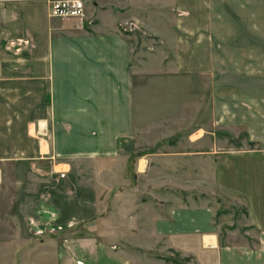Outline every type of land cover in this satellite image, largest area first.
<instances>
[{
	"label": "crops",
	"instance_id": "0c3cea01",
	"mask_svg": "<svg viewBox=\"0 0 264 264\" xmlns=\"http://www.w3.org/2000/svg\"><path fill=\"white\" fill-rule=\"evenodd\" d=\"M49 7L0 0V264H129L108 245L146 233L190 264H264V0H85L83 22ZM130 19L162 48L134 55L118 27ZM162 72L210 84L198 99L211 100L213 128L246 134L217 155L155 158L157 178L161 160L183 162L190 192L199 182L242 199L251 232L238 240L218 234L208 201L130 199L143 192L133 180L146 176L140 159L129 164L135 116L139 125L145 114L134 85ZM144 122L138 132L149 130ZM157 184L161 197L176 181Z\"/></svg>",
	"mask_w": 264,
	"mask_h": 264
},
{
	"label": "rangeland",
	"instance_id": "374dc122",
	"mask_svg": "<svg viewBox=\"0 0 264 264\" xmlns=\"http://www.w3.org/2000/svg\"><path fill=\"white\" fill-rule=\"evenodd\" d=\"M118 27L123 33L128 34L134 55L141 53V50L143 53L146 51L147 54L148 52H156L159 46L162 48L161 42L149 31L141 27L134 19L121 21ZM146 54L144 58H147ZM166 69L162 71H166ZM157 79L159 82L156 81ZM138 81L134 85L136 98L141 96L140 107L142 111L144 105L145 114L139 118L142 121L139 125L138 116H135V131L131 143L132 148L129 152V164L132 165L137 159H140L139 167L143 171L145 170L146 176L133 180L134 183L131 186L139 188L143 192H134L135 195L136 193L139 194L131 196L132 202L134 204L141 203L145 206L165 203L174 205L173 201L169 202L167 200V198H174L173 195L169 196V192L175 193V200L178 205L180 203H189L191 199L199 204L208 201L210 206L215 208L214 223L217 226L218 234L225 235L228 233L230 235L228 240L231 241L234 239L238 240V237L234 236H246L251 231L246 223L242 199H231L220 194L215 185H210L209 190L201 189V183L199 182L196 183L197 188L190 192V190L185 188L186 184L191 183L185 182L186 178L190 177H187L184 173L190 166L183 162L172 165L167 159L161 160L160 166L165 170V173L158 178L154 174L156 166H159L156 165L158 162L155 159L158 155L168 157L169 152L174 151L177 153L204 151L210 154L213 153L212 156L217 155L222 153V151L226 152L231 147L242 145L246 140L245 132H222L213 128L214 120L210 110L211 100L198 99V95L201 92L205 93L207 90L210 93V84L194 83L189 85L186 83L184 76H173V74L168 76L164 72H162L160 77L152 79V76H146V78H138ZM153 81L156 82L153 83ZM137 88L139 91L136 90ZM144 94L147 99L143 101ZM191 95H193L192 99H190ZM152 97H155V99H152ZM135 102L137 103V99ZM143 102L144 104L142 105ZM143 120H145V124H148L149 130L138 132L136 129L138 126V128H142ZM201 128L203 131L200 130ZM190 136L191 139L199 137L203 142L196 144V146H189L186 141ZM222 142L225 143V147H222ZM169 167L172 169L168 170ZM186 167L188 168L186 169ZM169 172L175 174V176L172 177L171 175L170 177L168 175ZM170 180L176 181V184H167L165 188L162 186L160 190L161 197L154 194L153 190L158 187L157 182L161 184L163 182L169 183ZM123 199L124 197H120L117 202L121 203ZM116 215L120 216L119 213H116ZM144 224L148 223L145 222ZM140 235L142 234L140 233ZM143 235L139 236V238H133L130 243L119 242L108 246L114 251L123 253L127 257L129 264L191 263L192 257L182 256L179 251L169 248L167 243L158 242L147 233L145 236ZM16 250H25V245H17ZM39 250L45 249L42 247L33 248V251Z\"/></svg>",
	"mask_w": 264,
	"mask_h": 264
},
{
	"label": "built area",
	"instance_id": "2783aa9c",
	"mask_svg": "<svg viewBox=\"0 0 264 264\" xmlns=\"http://www.w3.org/2000/svg\"><path fill=\"white\" fill-rule=\"evenodd\" d=\"M49 13L56 18H72L83 22L85 18V0H49Z\"/></svg>",
	"mask_w": 264,
	"mask_h": 264
}]
</instances>
